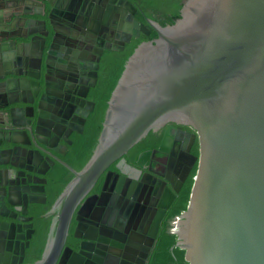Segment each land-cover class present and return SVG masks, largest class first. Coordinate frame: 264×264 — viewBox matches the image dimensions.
<instances>
[{
	"label": "water",
	"instance_id": "obj_1",
	"mask_svg": "<svg viewBox=\"0 0 264 264\" xmlns=\"http://www.w3.org/2000/svg\"><path fill=\"white\" fill-rule=\"evenodd\" d=\"M88 2L0 0V264H66L73 219L83 250L97 242L88 225H98L104 211L107 223L113 177L121 203L131 199L145 211L146 194L157 201L147 245L120 256L121 264H148L161 223L195 166L188 205L172 229L187 264H264V0H187L174 24L148 21L157 37L128 58L91 158L40 216L51 224L41 259L31 262L36 210L48 203L47 175L61 162L54 153L65 154L60 149L72 144V133L84 132L93 111L71 119L47 82L59 24L86 26ZM105 6V22L117 10L141 28L107 50H124L132 36L150 34L130 0ZM176 125L195 131L188 146L190 133ZM162 130L147 168L127 162L135 145ZM196 138L197 156L191 153ZM172 147L183 149L186 166L174 169V160L167 172L154 171L157 156ZM102 177L101 194L88 196ZM133 231L146 237L137 226ZM99 264H110V256Z\"/></svg>",
	"mask_w": 264,
	"mask_h": 264
},
{
	"label": "flooded vegetation",
	"instance_id": "obj_2",
	"mask_svg": "<svg viewBox=\"0 0 264 264\" xmlns=\"http://www.w3.org/2000/svg\"><path fill=\"white\" fill-rule=\"evenodd\" d=\"M130 1L137 7L135 18L139 20L141 24L149 28L150 34L145 35L141 33L138 37L132 36L130 43L126 44L124 50H126V48L135 40L146 38V41H149L157 37V32L148 25V21L151 20L160 24L161 26H164L161 21H165L167 18L172 17V13L169 11V9L172 7L162 6L157 10L150 9V11H146L140 0ZM173 1L175 2L177 0ZM186 1L187 0H181V4L184 5ZM105 2L106 0H89L87 7H90L91 9V16L86 22V26L82 25L77 27H65L59 24V36L57 37V41L53 48V58L51 60L52 68L48 74L47 80L50 91L58 94L56 95L57 97L54 98L57 108L65 106V111L69 113V115H72L71 119L75 118V113L79 112L81 114H85L93 108V111L87 118L86 124L95 112L97 105L96 98L94 97V90L97 88L99 83L102 58L105 52L114 50H107V48L117 47L119 43L126 40L130 34L140 32L141 30L140 27L136 28L133 23L127 22L126 18H122L117 10H110L109 17L105 22L104 16L107 12V6H105ZM154 11L156 12L154 13ZM93 14H96L97 17L92 23L94 19ZM102 50L103 53L100 54ZM86 93L87 96L84 99H78L76 96L78 94L82 95ZM73 124L75 127L78 125L72 122V125ZM73 127L74 126H71L70 129H73ZM176 128L178 130H183L190 133L189 135L184 136L183 141L184 145L188 146L192 140V135L195 134V131L190 127L185 126L176 125ZM78 134L79 133L75 132L72 133L70 136L72 144L68 145L67 150L64 148L60 149L61 152L65 153L64 155L54 153L55 157L61 162L56 161L55 165L51 168L49 174L47 175L49 181L47 186L49 199L52 194L53 186H56L63 180H67V178L70 176L71 181L74 178L73 171H79L76 167V159L72 155V148L74 147V143ZM196 146L198 151V138H196L191 148V153L197 156L198 153H195ZM183 157V149L176 151V149L172 147L170 153H161L157 156L153 170L159 173H165L169 170L174 160V169L178 163L185 167L186 160ZM147 166L139 168L145 169ZM183 167L182 171L184 169ZM113 179L114 177L112 178L107 189L108 193L110 194L109 203L114 201V204L111 206L112 210L107 219V223L103 222L106 214V211H104V213L100 216L98 225H88V228L96 230V233L93 234L97 238V242L89 241L84 243V249L86 250H83L81 248V243L83 241L74 238L77 223L73 219L65 244V248L68 249L66 253L68 262L66 264H99V262H105L109 256L110 264H121L120 256L125 252V250H127L129 253L130 249H134L137 244L142 246L147 245V241L149 240L148 232L150 231L151 227V223L148 220V215L151 211H153V209L157 208V201H154L152 196L147 197L146 194L143 199V202L147 200V209H145V211L142 209V207L137 208L136 202H133L131 199L127 200V197H125V201L127 200L126 203H121L120 196L116 199L114 198V193H116V190L112 185ZM103 180L104 178L102 177L88 196L101 194ZM118 204L121 206H118ZM127 212L129 213V216H125ZM134 213L135 215L133 216ZM139 217H141L140 220ZM41 220L45 219L38 220L37 217L35 218L36 227H38V222ZM46 220H50L51 224V218ZM121 220H125V222L121 223ZM135 226H137L138 229L140 228L142 232H145L143 236L146 237L144 239L132 234L135 233L133 231ZM128 229H130L129 232H127ZM81 233L83 234V231H81ZM47 236L45 238L43 247L39 251V230L37 228V234L32 240V243L37 247L36 254L31 262H37L41 259ZM140 239H142V242ZM129 255H131V253H129ZM118 260L120 261L119 263Z\"/></svg>",
	"mask_w": 264,
	"mask_h": 264
},
{
	"label": "trees",
	"instance_id": "obj_3",
	"mask_svg": "<svg viewBox=\"0 0 264 264\" xmlns=\"http://www.w3.org/2000/svg\"><path fill=\"white\" fill-rule=\"evenodd\" d=\"M146 11L157 10L162 6L172 7L169 11L172 17L161 21L164 26L174 24L180 18V11L183 7L181 0H140ZM156 11H154L155 13ZM146 41V38L135 40L124 51L111 50L105 52L100 71V79L97 88L94 90V97L97 105L95 112L88 120L84 133L78 134L72 155L76 159L77 170H82L91 158L97 145L98 138L103 128L108 101L117 82L124 70L128 58L132 55L137 46ZM163 130L150 132L137 145H135L125 156L128 163L135 167H146L150 160L152 151L159 147L162 140ZM196 152L197 146L195 147ZM197 166L192 171L190 177L184 184L177 199L167 212L161 223L155 247L149 256L148 264H187L184 259V251L176 247L177 236L172 233V229L177 217L186 209L190 197L193 179ZM70 175V174H69ZM71 176L52 187V194L47 205H42L36 210V217L40 220V215L47 212L56 198L62 193L65 186L69 183ZM39 223V251L44 245L45 238L49 231L50 220H41Z\"/></svg>",
	"mask_w": 264,
	"mask_h": 264
}]
</instances>
